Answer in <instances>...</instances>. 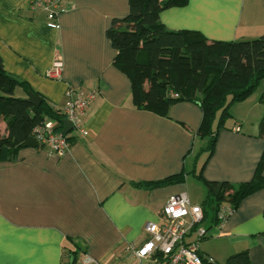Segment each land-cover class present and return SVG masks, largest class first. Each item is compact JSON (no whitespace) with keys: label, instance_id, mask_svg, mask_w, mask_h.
<instances>
[{"label":"crops","instance_id":"0c3cea01","mask_svg":"<svg viewBox=\"0 0 264 264\" xmlns=\"http://www.w3.org/2000/svg\"><path fill=\"white\" fill-rule=\"evenodd\" d=\"M127 14L128 0H61L49 24L31 0H0V59L8 75L60 112L68 85L95 92L82 120L86 134L70 133L66 154L23 147L14 160L0 162V264H134L128 248L142 242L147 222L159 221L169 196L187 194L189 179L203 187L198 175L231 185L252 179L264 152L258 131L264 79L246 100L230 105L233 124L218 133L208 159L201 152L207 138L197 134V104L175 103L167 117L133 106L107 37L112 21ZM159 20L168 30L197 31L210 41L252 40L264 35V0H187L162 10ZM57 57L59 78L49 79L45 73ZM15 95L27 98L20 89ZM178 175L161 186H135ZM263 211L264 188L244 198L221 226H205L200 256L225 264L247 251L253 264H264Z\"/></svg>","mask_w":264,"mask_h":264},{"label":"trees","instance_id":"16d2710c","mask_svg":"<svg viewBox=\"0 0 264 264\" xmlns=\"http://www.w3.org/2000/svg\"><path fill=\"white\" fill-rule=\"evenodd\" d=\"M187 0H128V14L114 19L107 37L115 51L112 65L130 83V97L135 108L167 117L170 107L178 102H192L201 110L197 134L207 138L201 152L212 155L217 135L224 128L223 119L230 117L231 104L246 100L264 79V35L242 41H210L200 32L171 31L159 20L162 10L183 5ZM17 89L41 99L34 107L17 97ZM175 95V96H174ZM264 104V93L260 98ZM218 125L212 128L216 113ZM55 122L62 130L64 118L59 110L22 81L8 75L0 59V121L5 135H0V162L14 160L17 152L46 121ZM258 131L264 138V116ZM264 152L252 179L243 184L212 182L197 178L205 188L201 209L210 227L217 225L216 212L225 204L234 212L241 201L264 188ZM169 177L156 183H136V187L153 188L178 181ZM264 216V211H263ZM225 264H253L247 251L228 258Z\"/></svg>","mask_w":264,"mask_h":264},{"label":"built area","instance_id":"2783aa9c","mask_svg":"<svg viewBox=\"0 0 264 264\" xmlns=\"http://www.w3.org/2000/svg\"><path fill=\"white\" fill-rule=\"evenodd\" d=\"M31 8L45 12L48 23L53 24L61 9V0H31ZM61 67V59L55 58L45 77L58 79ZM94 96L95 92H81L68 85L60 113L70 124V132L64 134L62 130H55V122L48 120L31 137L37 146L49 148L51 154L58 157L66 154L70 147L68 135L72 132L86 134L82 120ZM234 130L240 129L236 126ZM232 213L230 207L220 205L216 226L225 223ZM159 217L158 222L145 224L142 242L128 248L134 264H215L212 258L199 254V245L208 236V229L201 206L192 204L186 193L169 196Z\"/></svg>","mask_w":264,"mask_h":264},{"label":"rangeland","instance_id":"374dc122","mask_svg":"<svg viewBox=\"0 0 264 264\" xmlns=\"http://www.w3.org/2000/svg\"><path fill=\"white\" fill-rule=\"evenodd\" d=\"M263 88H264V81L262 83H260V87L258 88V90L263 89ZM18 92H19L18 94L20 95V91H18ZM219 117H220V112H217L216 116H215V120H214L213 125H212L213 129H215L217 127ZM232 124H233V119H231L230 117H227V116L221 122L222 127L226 128V129H228ZM189 180H191V182L193 183L192 184L193 186L188 188L187 195H188L190 201H192V203H196L198 205H201L202 201L205 198L204 187L201 184L194 181L193 179H189ZM209 224L210 223L206 222L204 225L208 226Z\"/></svg>","mask_w":264,"mask_h":264},{"label":"water","instance_id":"95a60500","mask_svg":"<svg viewBox=\"0 0 264 264\" xmlns=\"http://www.w3.org/2000/svg\"><path fill=\"white\" fill-rule=\"evenodd\" d=\"M28 103L33 105L34 107H39L41 103V99L34 95L31 91L27 93V98L25 99ZM71 130V126L67 121L63 122L62 133L67 134ZM37 144L33 138H30L26 143L25 147H36Z\"/></svg>","mask_w":264,"mask_h":264}]
</instances>
